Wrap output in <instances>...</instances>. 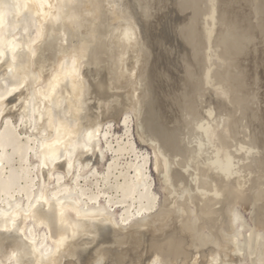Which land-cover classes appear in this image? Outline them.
Wrapping results in <instances>:
<instances>
[{
	"label": "bare ground",
	"instance_id": "6f19581e",
	"mask_svg": "<svg viewBox=\"0 0 264 264\" xmlns=\"http://www.w3.org/2000/svg\"><path fill=\"white\" fill-rule=\"evenodd\" d=\"M125 1L126 5L124 0H87L86 5L82 0H0V264H163V257L168 264H179L176 256L184 254L180 252L185 242L175 232L154 242L166 255L147 251L149 220L156 224L159 204L151 155L138 148L129 117L121 136L103 129L102 108L110 104L105 106L96 96L115 90L123 97L134 87L132 78L138 82L148 78L157 98L146 108L144 131L150 130L153 141L161 142L156 167L169 183L184 180L183 173L170 172L163 148L182 151L185 108L195 109L204 83L215 82L211 74L215 62L220 66L216 74L220 98L215 103L227 106L221 101L234 96L247 105L256 76L243 59L264 39V23H251L253 7L264 0H219L223 32L217 44L223 53L210 60V67L200 51L212 42L205 39L199 19L209 13V2L215 15V0H153L160 10L178 6L181 17L171 24L173 13L164 14L159 55L149 60L134 26H120L114 36L107 32L108 12L118 17L124 7L128 19L138 13V0ZM87 15H92V22L83 36L74 26H85ZM172 26L180 38L177 50L178 43L169 34ZM130 53L134 66L130 63L133 67L128 69ZM85 58L105 63L94 71L93 84L85 73ZM262 65L264 69V61ZM205 68H209L207 77ZM231 128L223 135L232 137L235 128ZM213 134L225 147L220 132ZM110 135L114 141H109ZM108 152L113 158L100 172L98 166ZM125 155L130 158L122 162ZM221 185L230 189L229 196L249 200L238 187ZM206 210L212 216L210 204ZM170 214L158 215L159 232ZM31 220L37 227L44 225L42 234L30 230ZM217 251L210 260L222 257Z\"/></svg>",
	"mask_w": 264,
	"mask_h": 264
},
{
	"label": "rangeland",
	"instance_id": "374dc122",
	"mask_svg": "<svg viewBox=\"0 0 264 264\" xmlns=\"http://www.w3.org/2000/svg\"><path fill=\"white\" fill-rule=\"evenodd\" d=\"M152 1L138 0L139 11L133 18L128 19L126 17L124 7L120 11L117 10L121 15L120 18L119 15L114 17L113 13L108 12V20L105 24L107 32L111 31L110 33L113 36L118 33L116 31L120 26L124 29L127 24L134 26L135 28H133L136 29L147 60L155 59L159 55V31L161 32L162 28L165 30L163 25L166 23L165 17H163L164 14L173 13L171 24H174L181 17L178 6L173 4L164 6L160 10L159 7L154 5L155 1ZM82 2L88 5L87 0H82ZM124 3L126 5L125 0ZM215 3L219 14L216 12L213 15V10H211L213 4L209 2V13H205L199 19L205 39L206 37L210 38L212 42H207L208 46L203 47L200 51L202 57L206 58L204 62L207 60L206 64L208 63L209 67L211 65L210 60L212 58L217 60V55L223 53V48L217 44L218 38L223 32V24L220 21L221 5L219 0H215ZM253 10L254 16L251 23H264V2L255 4ZM91 22L92 15H87L84 21L85 26L76 27L77 25H75L74 28L81 35L86 36V28L90 27ZM120 29L122 28L120 27ZM147 30L150 31L147 32ZM169 34L174 37V42L178 43L176 44L177 50L180 45L178 42L180 38L176 36L173 26ZM226 34L229 35V32H226ZM165 35L164 33L163 36ZM254 43L256 42L254 41ZM251 48V51L243 59L244 63L252 68L256 76L255 82L252 83L253 88L246 96L247 105L244 106V101L236 102L234 96L233 98L226 96V99L221 101L227 106L222 107L218 102L215 103L220 98V95L216 94L219 88L216 74L220 66L215 62L211 68L212 78L215 82L204 83L203 90L197 98L195 109L185 108L183 117L185 128L180 135L182 151L170 152L163 148L169 160L170 172L172 174L181 172L185 175V179L181 181L174 180L173 183L165 181L164 175L156 167V148H158L157 152L159 153V147L161 146L159 143L161 142L155 143L153 133L150 130L148 132L144 131L148 129L144 125L146 124L145 120H147V117H145V114H147L146 108L153 99L157 98L150 87L148 78H144L141 82H138L135 77L132 78L135 88L127 90L123 97L118 96L119 92L115 90L110 91L105 96H96L97 99L104 100L103 103L110 104L109 106L106 104L105 106L108 107L102 108V111L106 112L102 117V123H105L103 129L106 131L107 128L108 131L112 132L111 135L115 137L121 136L126 130L123 126L124 119L126 120L129 117L128 123H130V127L132 126L131 130L138 148L148 151L151 155L150 169L154 179V189L159 197V209L157 208L158 211L155 212L157 213L155 215L156 224H153L151 218L149 220L151 234L148 237V252L158 250L166 255L154 246V242L165 238L164 234L175 232L185 242L184 251L180 252L184 254L179 253L180 255L176 256L179 259V264H186L189 260L191 262L198 261L199 264H213L214 262L216 264H264V163L260 164V159L264 158V69L262 65L264 61V39L261 44L259 43V45ZM132 55L130 53L126 56L128 60H126L125 65L128 69L132 65L134 66ZM107 58L111 60L110 56H107ZM108 62L111 63V61ZM147 63L149 65V62ZM104 64L100 63L99 60L91 62L87 58L84 59L83 66L91 84H93L92 75L95 73L94 71L98 69L99 65L105 66ZM227 67H230V63L227 64ZM231 69L233 71L234 68ZM205 70L204 77H207L209 68H205ZM93 89V95H96ZM139 95L140 98H138ZM117 104L122 107L119 108ZM108 112H110V115ZM14 122L16 125H20L16 119ZM229 127L235 128H233L235 131L232 137L227 134V136L223 135L225 134L224 130ZM232 128L230 130H233ZM1 129L2 126H0V132ZM213 130L220 132L223 141L226 142L223 143V146L226 145L225 147H222L216 140ZM111 135L109 141H114L115 138L113 139ZM142 137L147 139H142ZM104 146V140L102 139L101 147ZM112 158L113 155L108 152L104 161L98 166L100 172L106 171ZM128 158L130 156H123L122 162ZM33 160L38 161L34 155ZM234 181L237 183L235 184ZM82 183H85L84 179H82ZM226 183L245 191L246 196L249 195V200L229 196L230 189H222L223 186L221 185ZM87 184L96 189V186L93 187L92 181L88 180ZM106 200L105 197L101 199L102 202ZM209 204L213 208L212 216H208L206 210ZM120 210L121 208H116L115 213L118 214ZM163 211L164 213H171V219L165 221L167 223L166 227H163V230L161 229L162 231L159 232L160 224L158 222L160 218L158 215L163 216ZM184 224L187 225L184 227ZM190 224L192 228L189 226ZM154 226L155 234L152 231ZM32 229L40 235L45 227L44 225L37 227L31 220L30 230ZM221 248L225 249L226 253L222 252ZM217 250L222 252V257L218 259L220 260L219 263L218 260H210L212 254L218 252ZM162 259L164 260L163 264H168L166 258L163 257Z\"/></svg>",
	"mask_w": 264,
	"mask_h": 264
}]
</instances>
